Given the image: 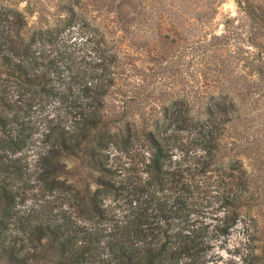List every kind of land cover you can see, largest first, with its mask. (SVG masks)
I'll use <instances>...</instances> for the list:
<instances>
[{"label": "trees", "instance_id": "obj_1", "mask_svg": "<svg viewBox=\"0 0 264 264\" xmlns=\"http://www.w3.org/2000/svg\"><path fill=\"white\" fill-rule=\"evenodd\" d=\"M58 2L0 0V264H213L259 199L225 145L244 98L148 105L121 49L78 41Z\"/></svg>", "mask_w": 264, "mask_h": 264}, {"label": "rangeland", "instance_id": "obj_2", "mask_svg": "<svg viewBox=\"0 0 264 264\" xmlns=\"http://www.w3.org/2000/svg\"><path fill=\"white\" fill-rule=\"evenodd\" d=\"M58 1L40 0L41 8L62 10ZM65 1L83 26L77 40L104 33L124 55L129 89L149 94L148 105L176 92H240L244 111L225 145L237 161L235 174L246 170L259 199L214 250L213 264H264V80L253 75L258 64L264 67V0H248L253 10L242 8L245 0L240 6L236 0Z\"/></svg>", "mask_w": 264, "mask_h": 264}]
</instances>
